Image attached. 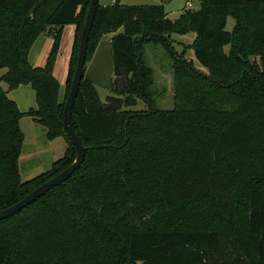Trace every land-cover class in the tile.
Listing matches in <instances>:
<instances>
[{"label":"trees","instance_id":"trees-1","mask_svg":"<svg viewBox=\"0 0 264 264\" xmlns=\"http://www.w3.org/2000/svg\"><path fill=\"white\" fill-rule=\"evenodd\" d=\"M200 1L176 19L164 3L99 2L72 109L85 161L0 220V264H264V0ZM90 2L0 0V210L76 156L63 111ZM67 24L76 35L62 92L54 65ZM168 32L195 33L193 59L174 50ZM41 34L53 45L46 63L35 66L29 54ZM108 34L115 93L102 100L86 71ZM147 43L162 45L173 60L171 109L155 106ZM25 85L36 106L22 110L9 93ZM139 98L148 109H128ZM26 115L47 139L63 136L68 146L49 169L23 181ZM194 201L206 210L192 208ZM26 218L33 224L24 238L19 225L9 229Z\"/></svg>","mask_w":264,"mask_h":264},{"label":"rangeland","instance_id":"rangeland-1","mask_svg":"<svg viewBox=\"0 0 264 264\" xmlns=\"http://www.w3.org/2000/svg\"><path fill=\"white\" fill-rule=\"evenodd\" d=\"M115 0H100L99 2L104 5L112 4ZM125 4H159L164 3L168 12V17L176 19L180 14L189 9L187 2L193 3L194 9L199 8L200 0H121ZM235 24L233 17L228 18L227 29L232 30ZM73 26H64L60 48L58 54L65 58L72 49L73 41ZM174 50L179 54H184L187 58L193 59L192 44L194 42L195 33L190 32L187 34H180L177 32H168ZM112 34L105 35L100 41L99 53L95 59L93 56L89 59L93 60L87 62L86 80L88 83H95L99 95L102 100H105L108 95L114 94V79L115 73L113 71V59L111 49V37ZM50 39L48 36H46ZM45 37V38H46ZM38 42V43H37ZM35 51L33 52L32 59L37 60L40 63H44L45 59L50 50L49 45L45 43V39L40 41L36 40L34 44ZM33 48V49H34ZM225 50L228 52L229 47L226 46ZM145 60L153 68L154 84L151 86V90L154 93L155 106L160 109H171L174 107V73L171 68L173 60L170 54L160 44H149L145 46ZM62 54V55H61ZM195 61V65L200 67V64ZM71 63V60H70ZM55 68V65H54ZM4 69H0V76L4 72ZM70 75V64L67 72V80ZM3 86L8 88L7 83L3 82ZM26 86V85H25ZM24 88V87H23ZM31 88V87H30ZM32 90V89H31ZM33 91V90H32ZM10 97H13V92L9 93ZM21 107H25L30 104L36 106L35 96L29 93L19 94ZM30 105V106H31ZM28 107V106H27ZM149 107L148 103L143 99L139 98L137 104L128 107L132 111L147 110ZM22 128L25 135L24 146L20 155V175L23 181L32 179L39 173L49 169L52 166L54 159L63 157L66 153V139L63 136L56 137L52 140L47 139L45 128L36 124L33 118L26 115L22 119ZM192 208L206 210L207 206L204 202L194 201L188 203ZM32 221L28 218L18 220L8 224L10 230H15L16 226H20L22 232L21 237H25L32 228ZM19 234V233H18ZM16 234L15 238H17Z\"/></svg>","mask_w":264,"mask_h":264},{"label":"water","instance_id":"water-1","mask_svg":"<svg viewBox=\"0 0 264 264\" xmlns=\"http://www.w3.org/2000/svg\"><path fill=\"white\" fill-rule=\"evenodd\" d=\"M100 0H91L86 19L84 22V26L81 32L80 42H79V49H78V58H77V65L75 68L74 76L72 79V84L70 87V91L68 94V98L66 100L64 111H63V122L64 128L66 129L70 139L73 141L75 148H76V156L73 162L67 166L65 169L60 171L51 179L47 180L46 182L42 183L35 189H33L30 193L25 195L21 200L14 203L13 205L0 210V220L8 218L9 216L13 215L14 213L22 210L29 204L36 201L39 197L46 194L50 189L55 186H58L63 181L67 180L77 168H79L83 162L85 161L86 157V146L83 144V141L76 131L73 121H72V109L78 95V91L80 89V85L82 79L84 77V70L86 65V58H87V50L89 45V37L93 27L97 6Z\"/></svg>","mask_w":264,"mask_h":264},{"label":"crops","instance_id":"crops-1","mask_svg":"<svg viewBox=\"0 0 264 264\" xmlns=\"http://www.w3.org/2000/svg\"><path fill=\"white\" fill-rule=\"evenodd\" d=\"M105 4V3H104ZM103 4V5H104ZM109 5V4H108ZM68 25H71V26H73L72 28H73V41H72V49H73V45H74V42H75V35H76V25L75 24H67L66 26H68ZM46 36H48L47 34H41L38 38H37V40L38 41H40L41 39H45V43L47 44V45H49V48H50V50H51V47H52V45H53V38L52 37H50V36H48L50 39H48ZM46 37V38H45ZM112 37V36H111ZM110 37V38H111ZM36 42V41H35ZM38 43V42H37ZM35 44V43H34ZM34 44H33V46H32V48H31V51H30V54H29V59H30V62L33 64V65H35V66H41V65H44L45 63H46V60H47V57H48V55H47V57H46V59H45V62L44 63H40V62H38L37 60H33L32 59V56H33V52L35 51V46H34ZM34 48V49H33ZM99 48H100V44L98 45V47H97V49H96V51H95V53H94V55H93V58L95 59V57H96V55L99 53ZM50 50H49V52H50ZM49 52H48V54H49ZM62 55V54H61ZM71 55H72V50L70 51V53L69 54H67V56L65 57V58H62L59 54L57 55V58H56V61H55V68H54V74H55V76L57 77V79L59 80V82H60V84H61V91L62 92H64V89H65V85H66V82H67V72H68V67H69V64H70V60H71ZM93 58H92V60H93ZM92 60H90V61H88L89 63L92 61ZM24 87V88H23ZM32 88H30V86H21V87H19V88H17L16 90H14L13 91V98L14 99H16L17 100V98H20V97H18L19 96V94H25V93H29L30 95H33V96H35V92L34 91H32L31 90ZM18 100H20V99H18ZM17 100V102L19 103V106H20V108L22 109V110H27L28 108H30V107H33L31 104H30V102L28 103V107L26 106L25 107V109H23L22 107H21V103H20V101H18ZM31 105V106H30ZM36 124H38L37 122H36ZM46 130V129H45ZM47 137V136H46ZM66 146H68V143H66ZM57 160V159H56ZM55 159H54V161H53V163L56 161ZM52 163V164H53Z\"/></svg>","mask_w":264,"mask_h":264},{"label":"built area","instance_id":"built-area-1","mask_svg":"<svg viewBox=\"0 0 264 264\" xmlns=\"http://www.w3.org/2000/svg\"><path fill=\"white\" fill-rule=\"evenodd\" d=\"M187 5H188V7H190V8L193 7V3H192L191 1H188V2H187Z\"/></svg>","mask_w":264,"mask_h":264}]
</instances>
